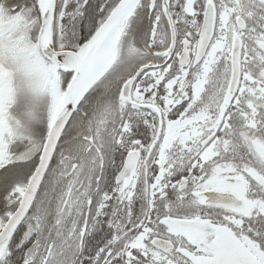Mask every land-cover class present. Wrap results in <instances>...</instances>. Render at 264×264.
I'll return each instance as SVG.
<instances>
[{"label":"snow or ice","instance_id":"1","mask_svg":"<svg viewBox=\"0 0 264 264\" xmlns=\"http://www.w3.org/2000/svg\"><path fill=\"white\" fill-rule=\"evenodd\" d=\"M0 264H264V0H0Z\"/></svg>","mask_w":264,"mask_h":264}]
</instances>
